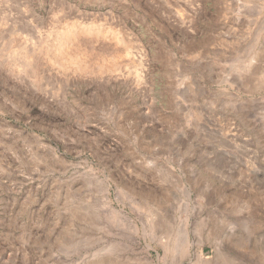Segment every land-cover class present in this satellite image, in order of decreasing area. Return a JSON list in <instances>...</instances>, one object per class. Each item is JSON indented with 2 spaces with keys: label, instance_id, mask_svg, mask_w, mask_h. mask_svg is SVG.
I'll use <instances>...</instances> for the list:
<instances>
[{
  "label": "rangeland",
  "instance_id": "1",
  "mask_svg": "<svg viewBox=\"0 0 264 264\" xmlns=\"http://www.w3.org/2000/svg\"><path fill=\"white\" fill-rule=\"evenodd\" d=\"M217 255L264 264V0H0V264Z\"/></svg>",
  "mask_w": 264,
  "mask_h": 264
},
{
  "label": "bare ground",
  "instance_id": "2",
  "mask_svg": "<svg viewBox=\"0 0 264 264\" xmlns=\"http://www.w3.org/2000/svg\"><path fill=\"white\" fill-rule=\"evenodd\" d=\"M86 27H87V25H85ZM80 27V26H79ZM86 27H84V30L83 31H90L91 29L88 27V28H86ZM93 27V26H92ZM91 27V28H92ZM81 28V27H80ZM74 30H75V28H74ZM70 32H74L73 31V28H68V29H66V31H64V32H61V33H59L57 36H58V38H59V42H60V40L62 41V39L64 38V37H66V35H69V33ZM97 33H100V31L99 30H97ZM55 35V34H54ZM56 38V37H55ZM57 38V39H58ZM56 40V39H55ZM57 41V40H56ZM60 44V43H59ZM58 44V45H59ZM135 52V51H134ZM136 55V54H135ZM25 58V57H24ZM23 64H24V62H23ZM26 65V64H25ZM27 66V65H26ZM187 235H186V237H185V240L187 239ZM187 241V240H186ZM185 241V242H186ZM187 243V242H186ZM217 258H219L220 260H221V264H243L244 262H242V261H240V260H237L236 258H234V257H226V256H222V255H217Z\"/></svg>",
  "mask_w": 264,
  "mask_h": 264
}]
</instances>
